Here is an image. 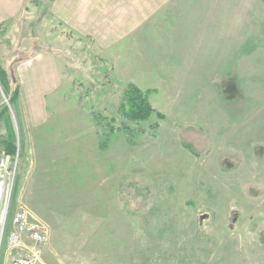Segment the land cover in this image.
Instances as JSON below:
<instances>
[{
    "label": "rangeland",
    "instance_id": "374dc122",
    "mask_svg": "<svg viewBox=\"0 0 264 264\" xmlns=\"http://www.w3.org/2000/svg\"><path fill=\"white\" fill-rule=\"evenodd\" d=\"M165 15L108 49L63 25L46 45L34 37L33 51L47 46L60 65L47 110L73 118L55 130L66 146L59 170L73 179H18L15 140L11 210L25 206L49 229L37 264H264L263 1L190 0ZM2 69L13 91V72ZM128 85L152 91L147 123L117 115ZM11 94L0 86L16 135ZM111 124L134 138L111 135ZM4 135L1 123L0 143Z\"/></svg>",
    "mask_w": 264,
    "mask_h": 264
},
{
    "label": "crops",
    "instance_id": "0c3cea01",
    "mask_svg": "<svg viewBox=\"0 0 264 264\" xmlns=\"http://www.w3.org/2000/svg\"><path fill=\"white\" fill-rule=\"evenodd\" d=\"M32 1L0 0V66L4 72H13L19 87L16 106L18 130L16 132L14 128V138L18 146L21 145L23 163L17 178L73 179L63 175V165L59 170L66 146L55 136V130L59 127L62 130L67 125L64 121L73 119L72 114L53 115L47 110V98L53 97L61 84L60 65L47 46L33 51L34 37L40 36L42 44L46 45L44 42L52 34V25H63L73 34L92 38L102 49H108L110 40L139 31L152 16L168 10V16L160 19L163 22L170 18L172 10L185 7L190 0H55L51 6H43L42 0H35L36 4ZM18 53L25 56L16 61L14 57ZM9 74L7 77L11 79L12 74ZM6 80V92L10 94L12 84ZM58 119H61L59 123L56 122ZM3 125L6 135V125ZM85 148L80 145L81 150ZM51 150L56 151V155H51ZM43 151L49 152L50 160L58 165L55 171L51 170L49 161L48 164L44 162ZM89 170L92 171V166ZM87 179L92 178L89 176Z\"/></svg>",
    "mask_w": 264,
    "mask_h": 264
},
{
    "label": "built area",
    "instance_id": "2783aa9c",
    "mask_svg": "<svg viewBox=\"0 0 264 264\" xmlns=\"http://www.w3.org/2000/svg\"><path fill=\"white\" fill-rule=\"evenodd\" d=\"M12 160L4 154L0 157V256L3 254L4 264H37V249L47 241L49 229L25 206H19L12 212L13 184L7 181L14 179L15 175L13 166L16 164ZM3 247L4 251L1 250Z\"/></svg>",
    "mask_w": 264,
    "mask_h": 264
},
{
    "label": "trees",
    "instance_id": "16d2710c",
    "mask_svg": "<svg viewBox=\"0 0 264 264\" xmlns=\"http://www.w3.org/2000/svg\"><path fill=\"white\" fill-rule=\"evenodd\" d=\"M262 1L264 4V0ZM13 85L14 89L12 91V94L8 98V103L9 106H12L15 109L19 96V87L16 85L14 79ZM0 86L7 97L5 85L2 81H0ZM151 93L152 91L150 90L141 91L134 85H128L124 91L123 99L118 107L117 115L120 116L125 122L130 124L147 123L151 116L154 114V109L152 108L149 101ZM8 112L9 108L5 105H2L0 107V122H3L6 125V135L5 138L1 141L0 145L6 155L14 157L16 153L15 138L12 132V128L10 127ZM156 116L158 117V119H162L161 116ZM151 128L152 130H156L158 128L157 123L155 125H152ZM109 130L111 135L119 132L126 133L125 136H127V139L130 141L132 140V138H134L135 135L134 132L129 131L127 128L115 129L112 124L109 125ZM104 142H102L101 145L105 148L106 144ZM184 148L191 154L195 155L191 146L184 145Z\"/></svg>",
    "mask_w": 264,
    "mask_h": 264
},
{
    "label": "water",
    "instance_id": "95a60500",
    "mask_svg": "<svg viewBox=\"0 0 264 264\" xmlns=\"http://www.w3.org/2000/svg\"><path fill=\"white\" fill-rule=\"evenodd\" d=\"M205 217H201V219L203 220Z\"/></svg>",
    "mask_w": 264,
    "mask_h": 264
}]
</instances>
